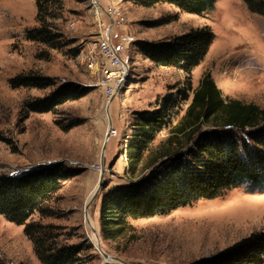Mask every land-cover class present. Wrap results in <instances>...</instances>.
Instances as JSON below:
<instances>
[{
	"label": "rangeland",
	"instance_id": "rangeland-1",
	"mask_svg": "<svg viewBox=\"0 0 264 264\" xmlns=\"http://www.w3.org/2000/svg\"><path fill=\"white\" fill-rule=\"evenodd\" d=\"M13 2L16 20L0 36V57H7L0 58V174H18L55 163L80 172L64 182L48 203L60 217L42 219L35 214L32 221L64 227L74 236L70 244H80L85 236L93 246V258L86 264H103L85 215V206L99 183L103 159L104 184L88 215L103 250L128 264H190L252 233L264 232V193H249L243 186L164 217L134 221L130 242L123 239L108 244L99 227L103 188L127 181L126 148L135 114L153 109L171 86L176 88L174 92L185 86L183 71L155 66L141 54L140 44L209 26L215 40L204 62L192 73L193 87L209 73L225 98L264 107V18L250 13L242 0H218L213 10L200 16L168 3L143 6L134 0H63V18L56 25L69 45L55 50L26 38L28 30L38 27L35 0ZM108 7L120 10L125 23L113 21L106 13ZM157 22L163 25L155 26ZM103 29L110 31L130 66L126 88L111 104L105 101L99 76L92 74L81 58L84 43ZM30 72L51 77L56 85L47 89L10 86L12 78ZM63 83L79 84L87 94L55 112L22 113L27 100L44 97ZM184 110L175 116L172 126ZM111 127L117 135L109 137L103 154ZM169 130L159 135L157 146L167 139ZM0 258L5 264H42L24 227L2 216Z\"/></svg>",
	"mask_w": 264,
	"mask_h": 264
},
{
	"label": "trees",
	"instance_id": "trees-1",
	"mask_svg": "<svg viewBox=\"0 0 264 264\" xmlns=\"http://www.w3.org/2000/svg\"><path fill=\"white\" fill-rule=\"evenodd\" d=\"M134 1L143 6L168 3L199 16L213 10L218 2ZM242 2L250 13L264 18V0ZM35 3L38 27L26 32L27 40L63 50L69 42L63 40L56 25L63 18V0ZM214 40L211 28L203 26L180 36L140 44L141 54L155 66L183 71L185 86L177 92L171 86L153 109L135 114L126 148L127 181L103 188L99 227L104 242H130L134 221L164 217L200 201L217 199L239 186L249 193H264V107L225 98L209 73L197 88L192 84V73L204 62ZM9 83L13 89H47L54 87L56 80L30 72ZM86 94L87 89L79 84L63 83L44 97L27 100L22 113L55 112ZM168 128L167 139L157 146L159 135ZM79 173L55 163L18 174H0V216L24 227L42 264H86L93 258V246L85 236H81L80 244H70L74 236L64 227L32 221L35 214L42 219L60 217L48 203L64 182ZM0 264H5L1 258ZM190 264H264V232L252 233Z\"/></svg>",
	"mask_w": 264,
	"mask_h": 264
},
{
	"label": "built area",
	"instance_id": "built-area-1",
	"mask_svg": "<svg viewBox=\"0 0 264 264\" xmlns=\"http://www.w3.org/2000/svg\"><path fill=\"white\" fill-rule=\"evenodd\" d=\"M106 13L113 21H126L117 8L108 7ZM81 58L87 69L99 76L107 104L126 88L130 75L129 62L118 48L110 31L103 29L87 40L81 50ZM110 135H117V132L112 130Z\"/></svg>",
	"mask_w": 264,
	"mask_h": 264
},
{
	"label": "bare ground",
	"instance_id": "bare-ground-1",
	"mask_svg": "<svg viewBox=\"0 0 264 264\" xmlns=\"http://www.w3.org/2000/svg\"><path fill=\"white\" fill-rule=\"evenodd\" d=\"M15 8L16 7H14V2H13V0H0V36H2L4 33H5V31L6 30H8L7 28L8 27H10L12 24H14L13 22H15L14 20H16V18L14 17V10H15ZM17 9V8H16ZM20 12V11H19ZM17 17V16H16ZM7 32V31H6ZM7 36V35H6ZM1 59H7V57L6 56H4V57H0ZM119 95V93L117 94V96ZM116 96V97H117ZM115 97V98H116ZM114 98V99H115ZM114 99L112 100V102L114 101ZM112 102H109V104H111ZM109 107L108 108H110V105H108ZM113 130V128L111 127L109 130H108V132H110L109 133V135L111 134V131ZM111 136V135H110ZM101 170V169H100ZM98 190V184H97V189H96V191ZM96 191H95V193H96ZM95 193H93L92 195H91V198L94 196V194ZM90 198V199H91ZM86 221H87V223H88V225H89V228H90V230L91 231H93L92 233L93 234H91V240H92V242H93V244L95 245V246H97V247H100L102 250H103V248L101 247V244H100V241H99V238H98V235H97V233H98V231H97V233H96V230L95 229H97L96 228V225H95V223H94V221L92 220V218H91V216L90 215H88L87 214V216H86ZM185 230V229H184ZM104 251V250H103Z\"/></svg>",
	"mask_w": 264,
	"mask_h": 264
},
{
	"label": "water",
	"instance_id": "water-1",
	"mask_svg": "<svg viewBox=\"0 0 264 264\" xmlns=\"http://www.w3.org/2000/svg\"><path fill=\"white\" fill-rule=\"evenodd\" d=\"M109 137H110V135H109V132H108L107 137H106V141H105V144H104V147H103V154H104V152L106 150V146H107ZM49 165H51V164H49ZM104 178H105V168L103 167V159H102V169H101V176H100L99 183H98V190L96 191L94 196L89 200V202L85 206V215L86 216L88 214V210H89L90 206L95 201V199L97 198V195L99 194V192L101 191V189L103 187ZM94 247H95L96 250H98L102 254V256H103V264H128L123 259H121V258H119L117 256H114V255H111V254L107 253L106 251H103L100 247H97L95 245H94Z\"/></svg>",
	"mask_w": 264,
	"mask_h": 264
}]
</instances>
